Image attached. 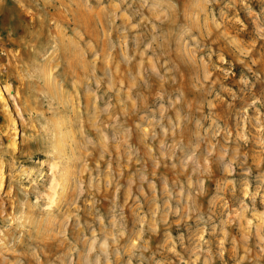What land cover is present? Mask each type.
I'll list each match as a JSON object with an SVG mask.
<instances>
[{
  "label": "rangeland",
  "instance_id": "374dc122",
  "mask_svg": "<svg viewBox=\"0 0 264 264\" xmlns=\"http://www.w3.org/2000/svg\"><path fill=\"white\" fill-rule=\"evenodd\" d=\"M0 84V264H264V0H0Z\"/></svg>",
  "mask_w": 264,
  "mask_h": 264
},
{
  "label": "bare ground",
  "instance_id": "6f19581e",
  "mask_svg": "<svg viewBox=\"0 0 264 264\" xmlns=\"http://www.w3.org/2000/svg\"><path fill=\"white\" fill-rule=\"evenodd\" d=\"M46 9H47V7H46ZM62 9H63V8H62ZM78 9H79V8H78ZM25 12H26V11H25ZM69 13H70V12H69ZM79 13H80V12H79ZM81 13H82V12H81ZM70 14H71V13H70ZM40 16H42V15H40ZM59 20H60V19H59ZM60 22H61V21H60ZM63 22H65V21H63ZM69 22H71V21H69ZM32 23H34V21H33ZM37 23H38V22H37ZM31 25H32V24H31ZM56 26H57V25H56ZM41 30H42V28H41ZM41 30H40V31H41ZM56 30H57V28H56ZM62 30H64V29H62ZM33 35H34V34H33ZM45 35H46V34H45ZM40 36H42V35H40ZM47 46H48V45H47ZM41 47H42V46H41ZM37 48H38V47H37ZM44 49H45V48H44ZM10 50H11V49H10ZM14 50H15V49H14ZM40 50H42V49H40ZM11 54H12V53H11ZM47 54H48V53H47ZM7 55H8V54H7ZM11 56H12V55H11ZM45 57H46V56H45ZM12 58H13V57H12ZM15 58H16V57H15ZM43 58H44V57H43ZM43 58H42V59H43ZM38 59H39V58H38ZM47 59H48V58H47ZM10 60H11V59H10ZM11 61H12V60H11ZM5 85H6V84H5ZM10 86H11V85H10ZM10 88H11V87H10ZM5 90L10 91V90H9V87H4L3 85L0 84V105H4V108H5L4 110H6L7 112H10V108H9V104H8L9 101H8V99L6 98V94H5L6 92H5ZM11 90H12V89H11ZM4 92H5V93H4ZM9 94H10V93H9ZM14 94H15V93H14ZM16 94H17V93H16ZM12 95H13V94H12ZM7 97H8V96H7ZM17 97H19V96H17ZM17 107H18V106H17ZM20 108H21V107H20ZM11 110H12V109H11ZM13 110H14V109H13ZM11 112H13V111H11ZM6 114H7V113H6ZM7 115H8V114H7ZM9 115H10V117H11V113H9ZM10 124H11V126H10V129H9V132H8V133H10V135H11L12 133H13V134L15 133L14 130H15V127H16V126H15V125H16V121H15V118H14V117H11V123H10ZM4 132H5V131H4ZM7 136H8V135H7ZM10 144H12L13 147H14L15 142H11ZM13 149H14V148H13ZM12 159H13V158H12ZM9 162H10V161H9ZM7 165H8V164H7ZM3 166H4V165H3ZM9 166H11V165L9 164ZM9 168H10V167H9ZM12 168H13V167H12ZM62 169H63V168H62ZM62 169H61V170H62ZM66 169H67V168H66ZM66 169H64V170H65V173L67 174ZM53 170H54V169H53ZM53 170H52V172L55 171V170H54V171H53ZM59 170H60V169H59ZM59 170H58V171H59ZM52 172H51V173H52ZM61 172H62V171H61ZM51 173H50V174H51ZM57 173H58V172H57ZM68 173H69V172H68ZM60 174H61V173H60ZM53 175H54V173H53ZM55 175H56V174H55ZM62 175H63V173H62ZM67 175H68V174H67ZM50 176H51V175H50ZM57 176H58V175H57ZM59 176L61 177V175H59ZM53 177H54V176H53ZM64 177H65V175H64ZM66 177H68V176H66ZM55 179H56V178H55ZM60 179H61V178H60ZM62 179H63V177H62ZM62 179H61V180H62ZM66 179H67V178H66ZM66 179H65V180H66ZM15 180H16V179H15ZM52 180H54V179H52ZM3 181H4V180H3V176H2V174L0 173V208L2 209V211L4 210V207H5V204H6V201H5L4 197L2 196L3 193L1 192V190H2V186H3ZM6 181H7V180H6ZM54 181H55V180H54ZM58 181H59V180H58ZM14 182H15V181H14ZM14 182H13V183H14ZM55 182H56V181H55ZM17 183H18V182H17ZM64 183L66 184L65 181H64V182L62 181V185H63ZM51 184H53V183H51ZM60 184H61V183H60ZM60 184H59V185H60ZM65 184H64V185H65ZM62 185H61V187H62ZM16 186H17V185H16ZM16 186H15V187H16ZM53 186H54V185H53ZM6 187H7V186H6ZM57 188H58V187H57ZM62 188H64V186H63ZM7 189H8V188H7ZM52 189H53V188H52ZM59 189H60V188H58V190H59ZM64 189H65V188H64ZM18 190H20V189H18ZM55 190H56V189H55ZM62 190H63V189H62ZM62 190H61V193L63 192ZM12 191H13V190H12ZM49 191H50V190H49ZM56 191H57V190H56ZM8 192H9V191H8ZM30 192H31V191H30ZM53 192H55V191L53 190V191H52V194H53ZM64 192H65V191H64ZM21 193H23L22 190H21ZM31 193H32V192H31ZM57 193H58V192H57ZM18 194H19V193H18ZM25 194H26V193H25ZM29 194H30V193H29ZM62 194H63V193H62ZM5 195H6V194H5ZM7 195H8V194H7ZM12 195H13V194H12ZM30 195H31V194H30ZM45 195L47 196V194H45ZM49 195H50V194H49ZM54 195H55V194H54ZM54 195H53V197H55ZM28 196H29V195H28ZM28 196H26V197H28ZM51 196H52V195H51ZM16 197H17V196H16ZM18 197H19V196H18ZM18 197H17V199H18ZM14 199H15V198H14ZM50 199H51V198H50ZM54 199H55V198H54ZM48 200H49V199H48ZM55 200H56V199H55ZM14 201H15V200H14ZM24 201H25V200H24ZM50 201H51V200H50ZM52 202L55 203V202L53 201V198H52ZM17 203H18V206H17V207H19V204H21V203H19V202H17ZM24 203H25V202H24ZM49 203H50V202H49ZM50 204H51V203H50ZM23 205H24V204H23ZM28 205H29V204H28ZM24 206H25V205H24ZM14 208H15V207H14ZM7 209H8V208H7ZM18 209H19V208H18ZM16 210H17V208H16ZM6 211H7V210H6ZM13 212H14V211H13ZM16 212H17V211H16ZM22 212H23V211H22ZM19 215H20V214H19ZM15 217H16V215H15ZM22 217H23V215H22ZM5 219H6V218H5ZM5 219H4V220H5ZM8 219H9V218H8ZM17 220H18V218H17ZM7 221H9V220H7ZM16 222H17V221H16ZM17 223H19V222H17ZM11 224H12V223H11ZM11 224H10V225H11ZM20 224H21V223H20Z\"/></svg>",
  "mask_w": 264,
  "mask_h": 264
}]
</instances>
